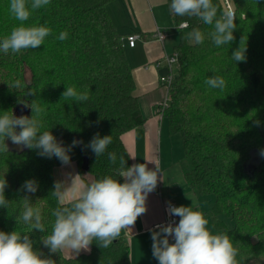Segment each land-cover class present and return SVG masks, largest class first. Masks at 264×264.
I'll return each mask as SVG.
<instances>
[{"label": "trees", "instance_id": "16d2710c", "mask_svg": "<svg viewBox=\"0 0 264 264\" xmlns=\"http://www.w3.org/2000/svg\"><path fill=\"white\" fill-rule=\"evenodd\" d=\"M111 1L50 0L24 22L25 26L51 29L44 44L19 53L0 51V112L11 110L16 116L17 106H25L19 100L29 104L35 100L45 109L40 116L41 131L50 130L64 146L74 139L86 145L96 133L111 136L107 151L98 158L91 148L82 150V145L69 153L87 184L105 176L118 179L121 156L128 166L132 165L123 135L145 121L134 93L135 76L122 34L108 11ZM230 1L235 39L219 47L208 35L213 26L196 17L171 13L176 28L183 22L187 26L180 28L175 49L180 58L177 79L164 116L171 132L182 137L188 183L199 194L215 197L211 209L216 229L213 234L230 235L238 249V264H264V156L260 155L264 149V0ZM28 2L30 7L31 0ZM9 3L0 0V40L21 23L10 14ZM213 4L218 9L217 18L228 10L226 0H213ZM197 28L204 35L199 45L186 39V32ZM61 32H67L63 41L58 39ZM242 38L246 59L235 62L232 53ZM213 75L225 80L222 90L204 83ZM16 80L21 82L20 88L12 87ZM68 86L88 92L89 100L65 101L62 93ZM30 91L35 95H28ZM31 115L30 108L27 116ZM10 142L6 141L9 151H0V179L7 181L5 196L10 201L7 208L0 207V231L29 234L34 250L55 264H131L130 247L124 237L114 240L107 249L93 242L90 251L76 256H67L63 250L50 254L41 237L51 234L52 211L58 206L51 194L56 183L54 170L62 163L55 157L39 156V150L19 151ZM109 152L116 155V164L109 161ZM85 156L90 162L87 170L83 168ZM30 179L38 183L35 193L21 190ZM26 205L40 209L44 233L32 231L24 223ZM225 216L233 219L232 227Z\"/></svg>", "mask_w": 264, "mask_h": 264}, {"label": "clouds", "instance_id": "9594fccd", "mask_svg": "<svg viewBox=\"0 0 264 264\" xmlns=\"http://www.w3.org/2000/svg\"><path fill=\"white\" fill-rule=\"evenodd\" d=\"M50 4V0H10L9 12L20 23L10 34L0 40V51L8 54L19 53L23 49H35L44 44L45 38L51 34L46 26H25L32 11L41 9ZM170 12L177 16L196 17L205 25L213 26L208 35L217 46L231 44L235 37V14L231 10L223 12L217 18L218 9L213 0H171ZM186 26V25H185ZM67 38V32H61L58 39ZM186 39L199 45L204 42L203 33L197 28L186 36ZM240 46L232 53L235 62L246 59V47ZM170 62H175L170 61ZM211 89L222 90L226 86L223 77L211 76L204 82ZM12 87L20 88L21 82L16 80ZM28 95H35L29 92ZM62 99L74 100L77 103L89 100L88 92H79L74 86L66 87ZM32 109V115L15 116L11 110L0 112V151H9L7 140L17 146L19 151L24 148L39 150L41 157H55L62 164L71 163V150L82 145V150L91 148L98 158L104 155L111 144V136L101 137L96 133L88 144L82 140H73L71 145L64 146L50 130L41 131L43 127L40 116L45 109L35 100L32 103L21 99L18 101ZM260 122L255 121L259 126ZM19 127V131L17 128ZM260 155L264 156V149ZM108 159L116 164L117 157L108 153ZM134 159V158H133ZM145 163L127 165L123 156L119 159L118 176H105L85 185L71 186L73 199L65 202L64 183L56 182L51 193L57 198L58 206L53 209L51 234L41 237V243L49 249L50 254L61 250H71L79 254L81 250H88L95 242L101 249H107L120 236L122 230L134 225L137 218L146 211V200L158 185L160 171ZM121 180L123 182H121ZM8 186L5 178L0 179V207L7 208L5 189ZM22 191L35 193L38 183L35 179L26 180ZM28 200L27 197H24ZM170 219L167 223L156 225L151 230L152 255L158 264H238V249L228 233L213 234L208 228V220L202 212L193 206H175L168 203L166 209ZM172 217H179L178 222ZM22 219L29 224L31 230L44 233L42 215L39 208L26 205ZM0 264H55L50 257H45L40 251L34 250L33 241L29 234L19 231H0Z\"/></svg>", "mask_w": 264, "mask_h": 264}, {"label": "crops", "instance_id": "0c3cea01", "mask_svg": "<svg viewBox=\"0 0 264 264\" xmlns=\"http://www.w3.org/2000/svg\"><path fill=\"white\" fill-rule=\"evenodd\" d=\"M108 11L117 30L122 34L127 60L135 76L134 93L145 117L142 125L123 135V142L130 153L132 164L149 161L148 167L154 169L157 166L161 177L158 182L160 193L157 188L149 193L145 213L137 218L134 225L122 230L117 239H126L130 247L131 264H158L152 255L151 230L165 220L164 205L169 202L176 206L192 205L195 210L202 212L207 220L213 222L211 209L215 197L208 193L199 194L190 186L185 173L187 159L182 137H178V148L183 145V156L179 158V163L175 159L177 144L173 142V135L179 133H172L168 118L156 112L160 101L167 95V89L163 85L164 77L168 74L166 57L176 51L181 34L170 12L169 1L113 0L108 5ZM160 30L167 34L164 41L157 39L156 35ZM130 34L139 36L134 46L128 43L127 37ZM54 178L55 182H62L65 188H68L65 202L79 194L74 193L71 186H79L82 189L87 185L79 173L77 162L74 161L68 165L56 166ZM90 250L89 246L88 250H81L80 253ZM63 251L67 256L77 255L71 250Z\"/></svg>", "mask_w": 264, "mask_h": 264}, {"label": "built area", "instance_id": "2783aa9c", "mask_svg": "<svg viewBox=\"0 0 264 264\" xmlns=\"http://www.w3.org/2000/svg\"><path fill=\"white\" fill-rule=\"evenodd\" d=\"M227 2V5L228 7H230V10H232V7H231V3H230V0H226ZM187 26V22H183L181 23L179 26L182 27V28H185ZM157 39H159L160 41H164L167 34L164 32V31H158L157 33ZM138 34H130L128 37H127V40H128V43L129 45H133L136 43V40L138 39ZM167 59V67H168V74L164 77V80H163V85L164 87H166L167 89V95L166 97L164 98V100L160 101V104L157 106V113L160 115V116H164V113L166 111V109L169 107L170 105V99H171V88H172V85L174 83V80L176 78V73H174V65L177 63H179V54L178 52H174L173 55L171 56H167L166 57ZM175 61V62H170V61ZM157 190L159 191L160 193V183H158L157 185ZM172 205H175L173 203H171ZM167 206H168V203H166L164 205V212H165V220L162 222V223H167L170 219L166 209H167ZM176 206V205H175ZM171 219H175L177 222L179 220V217H172ZM162 223H159V224H162ZM158 225V224H156ZM155 225V226H156Z\"/></svg>", "mask_w": 264, "mask_h": 264}, {"label": "rangeland", "instance_id": "374dc122", "mask_svg": "<svg viewBox=\"0 0 264 264\" xmlns=\"http://www.w3.org/2000/svg\"><path fill=\"white\" fill-rule=\"evenodd\" d=\"M230 3H231V1H230ZM231 7H232V5H231ZM227 8H228V10H230V7H228L227 6ZM232 10H233V8H232ZM180 28H182V27H180L179 26V29ZM189 32L187 31L186 32V34H188ZM178 71V64L176 63L175 65H174V73H178L177 72ZM176 79L177 78H175V80L174 81H176ZM170 106V105H169ZM175 138H173V142H174V144H177L176 145V147H175V151H176V156H175V159H177L178 160V162L180 163V159L179 158H182V156H183V145L182 146H180L179 148H178V141H179V139L180 138H178V137H180V134H176V135H173ZM178 139V140H177ZM10 144L14 147V148H16L17 149V146L16 145H14L12 142H10ZM176 160V161H177ZM75 162V161H74ZM76 163V162H75ZM77 164H78V162H77ZM78 168H79V165H78ZM90 179H91V177L92 176H89V175H87ZM213 196V195H212ZM214 197V196H213ZM225 219H226V222H227V225L229 226V227H232L233 225H234V222H233V219L231 218V217H227V216H225ZM208 228L212 231V232H215L216 231V229L214 228V225H213V222H212V220H209L208 219Z\"/></svg>", "mask_w": 264, "mask_h": 264}, {"label": "water", "instance_id": "95a60500", "mask_svg": "<svg viewBox=\"0 0 264 264\" xmlns=\"http://www.w3.org/2000/svg\"><path fill=\"white\" fill-rule=\"evenodd\" d=\"M29 112H30V108L29 107L20 105V106H17L16 116L17 117H19V116H27V114H29ZM83 162H84L83 168L87 170L89 168V163H90L87 156L84 157V161Z\"/></svg>", "mask_w": 264, "mask_h": 264}]
</instances>
